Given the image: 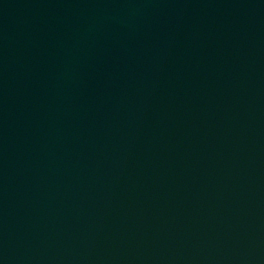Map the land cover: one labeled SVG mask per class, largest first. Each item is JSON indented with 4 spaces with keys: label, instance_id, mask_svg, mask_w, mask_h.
Segmentation results:
<instances>
[{
    "label": "water",
    "instance_id": "water-1",
    "mask_svg": "<svg viewBox=\"0 0 264 264\" xmlns=\"http://www.w3.org/2000/svg\"><path fill=\"white\" fill-rule=\"evenodd\" d=\"M43 264H264V101L160 189Z\"/></svg>",
    "mask_w": 264,
    "mask_h": 264
}]
</instances>
